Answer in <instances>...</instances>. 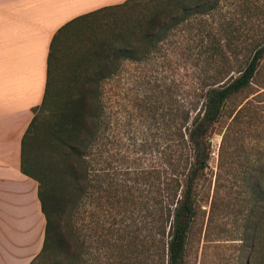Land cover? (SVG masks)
Masks as SVG:
<instances>
[{
  "label": "trees",
  "instance_id": "1",
  "mask_svg": "<svg viewBox=\"0 0 264 264\" xmlns=\"http://www.w3.org/2000/svg\"><path fill=\"white\" fill-rule=\"evenodd\" d=\"M196 20L199 54L216 75L202 77L181 103L170 95L162 113L160 95L137 101L141 115L156 105L155 154L151 165L139 154L134 169L123 171L105 157L106 65L147 61ZM263 25L264 0H125L57 30L44 99L22 140L21 168L38 181L46 218L42 248L28 264H187L192 237L204 231L207 241L213 233L238 241L234 264H264V92L252 90L264 58ZM64 45L82 71L61 94ZM245 91L215 169L213 125ZM135 145L137 154L146 151L145 142Z\"/></svg>",
  "mask_w": 264,
  "mask_h": 264
},
{
  "label": "crops",
  "instance_id": "2",
  "mask_svg": "<svg viewBox=\"0 0 264 264\" xmlns=\"http://www.w3.org/2000/svg\"><path fill=\"white\" fill-rule=\"evenodd\" d=\"M124 1L0 0V254L9 264H28L44 240L39 183L22 171L21 155L44 99L53 36L79 15Z\"/></svg>",
  "mask_w": 264,
  "mask_h": 264
},
{
  "label": "rangeland",
  "instance_id": "3",
  "mask_svg": "<svg viewBox=\"0 0 264 264\" xmlns=\"http://www.w3.org/2000/svg\"><path fill=\"white\" fill-rule=\"evenodd\" d=\"M199 24L196 20L193 24L175 32L160 50L152 53L147 61H125L120 66L109 62L106 65V71L112 73V77L103 81L100 86L104 104V141H106L105 148L107 149L105 157L107 156L109 161H113V165L122 166L123 171L134 169L136 165L133 161L139 154L144 156V165H151L153 154H155L153 149L158 131V124L154 117L156 105L151 104V107L145 110L144 115H141L137 101L146 100L152 94L155 98L160 95L157 105L160 106L158 112L162 113L169 105L170 95L173 94L178 103H181L184 92L199 87L198 82L202 77L216 75L217 71L214 65H204L203 57L199 54L201 47L198 40ZM63 48L62 66L56 76V87L61 94L65 93V89L70 88L68 82L74 71H82L73 67L76 57L69 51L68 46L64 45ZM233 73L238 74L237 72ZM253 86L252 90L260 89L264 92V58L255 76ZM247 94L248 91H245L228 101L224 114L213 125L212 146L214 152L210 164L215 169L218 164V152L223 133L231 122V114L235 112ZM261 99H264V96ZM259 104L264 106V101ZM253 133L248 131L245 135L246 140L252 138ZM109 139H116V143H109ZM141 141L146 143V151L137 154L135 142ZM35 158L40 159L37 152ZM128 182L134 185L132 180H128ZM234 214L231 211L229 220L228 218L223 219L224 221L228 220V227L232 226ZM204 232L195 233L192 237L188 248L187 264H230V261L234 264L231 256L238 253V241L225 240L226 237L218 233H213L209 237L211 240L207 241ZM36 250L37 247L32 252H36ZM9 260L10 255L0 254V264H9Z\"/></svg>",
  "mask_w": 264,
  "mask_h": 264
}]
</instances>
